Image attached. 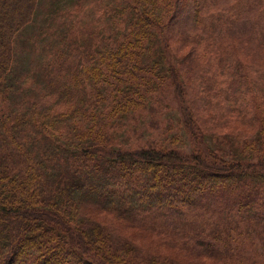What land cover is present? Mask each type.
I'll use <instances>...</instances> for the list:
<instances>
[{
    "label": "trees",
    "instance_id": "16d2710c",
    "mask_svg": "<svg viewBox=\"0 0 264 264\" xmlns=\"http://www.w3.org/2000/svg\"><path fill=\"white\" fill-rule=\"evenodd\" d=\"M229 7L235 12L221 0H0V264H264V0ZM245 29L257 42L254 111L250 77L232 48L223 51L224 33L240 39ZM162 44L188 46L184 60L201 57L189 80L199 99L188 108L209 123L234 112L215 132L242 138L240 157L211 147L206 134L198 152L177 150L181 133L196 135L194 118L167 123L170 132L150 121V93L168 91L176 72ZM218 61L214 82L231 99L205 88L204 64ZM215 100L229 103L216 111ZM141 109L147 121L135 118ZM119 130L154 138L126 149ZM253 194L261 198L246 213ZM231 199L237 206L221 207Z\"/></svg>",
    "mask_w": 264,
    "mask_h": 264
},
{
    "label": "rangeland",
    "instance_id": "374dc122",
    "mask_svg": "<svg viewBox=\"0 0 264 264\" xmlns=\"http://www.w3.org/2000/svg\"><path fill=\"white\" fill-rule=\"evenodd\" d=\"M221 1H223V7L225 6L228 7L229 12L231 13L235 12L234 7H229V5H232L234 3V0H221ZM260 24H261L260 22H256L253 26H257L259 28ZM247 32L248 30L245 29V31L243 32V35L245 36L240 37V39L237 38L235 35L224 33L223 39H225V42L223 46V51L228 52L232 48L234 52V58H235V60L233 61H236L237 64L240 63V67L242 68V70L245 71V73H247V75L245 76L250 77V75L254 74L255 72V68L251 65L252 63L250 61L253 60L251 58V54L255 52L257 42H255L254 39L252 38V33L247 34ZM258 37H259L258 35L255 36V39H257ZM159 48L162 52L161 58L165 56H167L168 58V62H166L165 65H169V67L170 66L174 67V70L176 69V72H173L171 76H169V78L165 79V83H166L165 85L169 89L168 91L164 93H162V91L160 92L155 91V92L150 93V99H149L150 106L154 109V110H151L152 117L150 121L156 123V126L159 127L158 131L159 132L160 131L170 132L169 130L165 129L167 126V123L171 124L174 120L179 121V120H182V118H184L186 122V126H189V124H187V121L191 117V118H194L195 120L194 133L196 132V135L190 133L187 130L185 131V133H181V141L178 144H176L177 150H182L186 152L193 150L195 152H198L199 149L204 147V144L201 141V134L202 135L206 134L205 136L206 141L208 142V144H210L211 147L212 146L214 147L223 146L224 148H226L225 149L226 151L230 149L232 150L236 149L234 147L236 145L238 146V148H240L241 146L239 145L242 143L241 141L242 138L234 140V138L231 137L230 140H227V139H224L223 136H221V134L215 132L216 131L215 127L217 125H220V126L223 125L224 124L223 121L227 120L226 116H228L230 113L234 114V112L222 113V112L217 111V107H220V108L225 107V105L229 103V101L221 102V101L215 100L211 103V106H212L211 109L213 110V108H215L217 111L216 113H214V118L210 119L211 123H209V119L207 118L208 117L207 113L203 114L201 117V113L197 112V116H196L195 112L190 111V108H188V107H191V104H193L192 103L193 100L199 99L194 96L195 87L192 88L194 80H192L191 83H189V80L192 79V75H193L192 74L193 73L192 69L194 68L193 63L197 66L198 71H199V66L201 65V57L198 58L194 55H191L190 57L184 60L183 57H181V55L179 54H182L183 52L188 50L189 48L188 46H186V48H184L183 51H180V50L178 51V49L176 48L172 49L170 47H168V50H167L163 44L159 45ZM180 63L186 64L185 68H183L180 65ZM204 68L207 73L205 80L207 81V84L210 85V87H206L205 85L207 84L204 83L205 88H207L211 92H214L215 94L218 93L215 90H220V91L222 90L223 92H221L222 94L219 97H221V99L230 98L227 96V94H229L232 91V89H229V88L225 89L220 85L217 86L214 82L215 75L217 73L219 74L223 73V70H222V67L219 61L211 64V66L204 64ZM225 68H230V65L225 64ZM194 71L197 72L196 67L194 68ZM168 72H169L168 69H166V71L163 72L164 73L163 75L166 76ZM198 77H194V78H197L195 82H197V85L201 88V78L198 81ZM177 81H179L180 83L182 82V84L178 86L179 84L177 83ZM254 81L257 82L258 84L254 83ZM247 82H248V78H247ZM259 83H260L259 76L250 77V81L247 83V86L249 87V90L251 91V93L249 94V101H250V104L253 105V111H254V105L258 102L257 94L259 92L258 90L259 85H260ZM229 87L233 88L232 86H229ZM245 95L247 96L248 92H246ZM182 108L186 109V111L181 113ZM149 116H150L149 109H145V110L141 109L139 111V114H137L135 118L140 119L142 121H147ZM197 118H199L200 121ZM257 118L258 116H256V119ZM201 121L203 124H201ZM205 122L207 123L206 126H204ZM125 123L128 124V122H125ZM141 131L138 130L137 132H132V131L126 132V130L124 131L119 130L120 140L116 139V143L119 146H122L126 149H130L132 147L134 148V147L142 146L146 142L151 141L154 138V136L149 135L147 133V130L146 131L141 130ZM172 131L178 132V128L176 126H173ZM249 133L250 132L248 131L247 134L249 135ZM224 135H228V133H225ZM151 146L156 147V145L154 144H152ZM234 154L237 157L241 156L239 149L234 150ZM242 157L249 158V155L247 153L245 154L244 152H242ZM252 159H254V157ZM260 198L261 197H258L255 200L254 194L250 197L249 203H252V206H250L251 204L248 205L251 209L248 208V210H245L246 213L249 210L254 209V205L260 200ZM225 201L226 203L221 207H223L224 209H228L230 207L237 206V205H231V204L237 203L239 199H231L229 201L228 200H225ZM228 212L234 213L232 209H229ZM252 228L256 229L254 226ZM259 230L263 231L264 229L259 228ZM249 239H250V242H253L256 245L260 244L259 240L254 238L253 236H251ZM238 244L243 245L241 242ZM245 247L247 248L246 245Z\"/></svg>",
    "mask_w": 264,
    "mask_h": 264
}]
</instances>
